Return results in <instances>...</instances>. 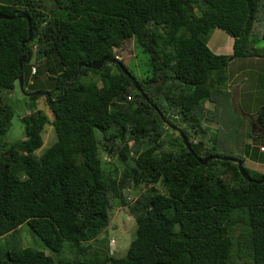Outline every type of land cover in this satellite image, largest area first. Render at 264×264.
<instances>
[{"label": "trees", "instance_id": "obj_1", "mask_svg": "<svg viewBox=\"0 0 264 264\" xmlns=\"http://www.w3.org/2000/svg\"><path fill=\"white\" fill-rule=\"evenodd\" d=\"M260 12L264 0H0L12 17L0 19V135L19 77L25 93L48 94H22L23 136L0 144V264H264V173L228 157L247 180L233 162L195 158L220 156L202 124L220 74L264 59L250 39ZM216 31L229 55L209 49ZM255 36L264 41V21ZM128 39L147 62L141 80L117 55ZM250 117L260 132L246 125L242 137L253 145L264 103ZM118 207L134 222L120 256L98 238ZM22 225L48 254L21 245Z\"/></svg>", "mask_w": 264, "mask_h": 264}, {"label": "rangeland", "instance_id": "obj_2", "mask_svg": "<svg viewBox=\"0 0 264 264\" xmlns=\"http://www.w3.org/2000/svg\"><path fill=\"white\" fill-rule=\"evenodd\" d=\"M259 15L261 16V20L255 22V24L259 25L258 30L255 32L258 36L261 32L264 21L263 13L260 12ZM217 32L218 31L213 34V38L216 36ZM255 34L250 38L253 47L258 49L264 48V41H260ZM221 37L222 33L219 32L214 38V44L221 41V45L218 44L220 47L219 49L227 50L230 44H226L225 42L227 39L224 37L223 41ZM117 52H119L117 53L118 57H123L124 63L127 67L131 68V73L141 80L144 77L143 72L147 69V62L145 57L139 53L138 49H134L133 41L131 39L126 40L123 47L120 50H117ZM220 53L222 52L220 51ZM132 55L133 58H131ZM111 68L114 70L113 67ZM86 77L94 78V75L88 73ZM213 77L214 74L210 76L208 83ZM83 78L84 77H82V79ZM221 78H225L226 82ZM218 81L220 83L212 89L215 101L212 102L211 108L209 105H205L210 108V116L208 117L207 113L202 120V124L205 127H208L205 129L206 135H204L203 138L205 141H207V139H209V141H214V152L220 154V156L238 157L244 160L242 154L244 150H246L247 155L257 151L258 145H254V143L257 142V139L262 145H264V135L254 137L255 139L253 138L254 140H252L254 142L253 145H249L246 140L247 138L242 137V132H244L246 125L248 126V121H251V125H254V118H248L256 113L261 104L264 103V59H236L234 62L232 61L231 63H228L224 72L220 74ZM8 101L12 108L13 116L6 133L0 135V144L17 141L23 136V126L19 118L24 116L30 108L26 105L27 98L22 95L17 86L14 88ZM34 105L37 110L48 115V117H51L48 109H46L43 97L36 99ZM211 116L213 119L210 118ZM217 123L219 126H217ZM201 127L202 129L204 128L202 125ZM258 130V126H255L252 132H260ZM170 133L171 132H168V134ZM169 136L175 138L176 132L173 131ZM42 139L43 149L54 139L50 128H48V131L43 135ZM168 140V137L164 138L165 142ZM173 144L176 147V143ZM106 161L111 165L114 164V162H110L108 158ZM246 169L251 170V168ZM253 171L255 172V170ZM158 188L160 189V187ZM129 193L126 191V194ZM120 208L121 207L112 209L110 224L106 228L105 235L100 234L98 236V238H104L106 240L103 242L104 245L109 247L110 253L116 256L124 254L128 240L130 241L134 236L133 219L124 208L122 209L125 211H121ZM122 216H124V218ZM18 235L22 246L27 245L35 250L43 251L48 254L47 250L38 239L35 237L32 238L28 235V230L25 225L20 227ZM118 241L121 246L116 247ZM238 260L239 264H250V262L248 263L244 258Z\"/></svg>", "mask_w": 264, "mask_h": 264}, {"label": "water", "instance_id": "obj_3", "mask_svg": "<svg viewBox=\"0 0 264 264\" xmlns=\"http://www.w3.org/2000/svg\"><path fill=\"white\" fill-rule=\"evenodd\" d=\"M25 16H23V18H24ZM12 17H6V16H3V15H0V19H11ZM30 39V31L28 30V39L27 40H29ZM23 60V58H21L19 61H18V65H19V67H20V63H21V61ZM102 62H103V60H101V61H99L97 64H95V65H90V66H88L89 68H92V69H94V70H96V69H98V68H100L101 67V65H102ZM112 63H114V64H116L119 68H121V65H119L116 61H112ZM122 70V69H121ZM122 72H123V74H125L126 76H129V74L125 71V70H122ZM131 81V80H130ZM18 88H19V90H20V92L24 95V96H29V95H44V96H48V94L47 93H45V92H35V93H31V94H27V93H25L24 91H23V89H22V86H21V78L19 77L18 78ZM50 104H51V102H49ZM166 123V122H165ZM258 120L256 119L255 120V124L254 125H250V131L252 132L253 131V128L255 127V126H258ZM167 125H168V123H167ZM169 128L170 129H172V130H174V131H176L180 136H181V132L179 131V129L178 128H175V127H173V126H171V125H169ZM258 131H260V128L258 127ZM182 138V142H183V144L186 146V148H189L188 147V144H187V142H186V140L183 138V137H181ZM196 158V160L198 161V163L200 164V165H205L208 161H210V160H215V159H217V160H224V161H230V162H233V163H235L236 165H237V168H238V172H239V174L243 177V178H245V179H247L248 180V177H247V175H246V173H245V171H244V169H243V167H242V165H241V161L240 160H238V159H234V158H228V157H222V156H217V155H211V156H209V157H207V158H205V159H203V160H200V159H198L197 157H195Z\"/></svg>", "mask_w": 264, "mask_h": 264}, {"label": "crops", "instance_id": "obj_4", "mask_svg": "<svg viewBox=\"0 0 264 264\" xmlns=\"http://www.w3.org/2000/svg\"><path fill=\"white\" fill-rule=\"evenodd\" d=\"M215 34V33H214ZM219 34V32H217L216 33V36ZM215 36V37H216ZM214 37V38H215ZM224 37L227 39L226 40V44H231V41H230V39L227 37V36H225V35H223L222 34V37H221V39L224 41ZM213 37H212V39H209V41H208V43H207V45H208V47H209V49L213 52V53H215V54H223V55H229L230 54V52H231V50H230V45H229V47H228V49L227 50H220L219 48V45H221L220 44V42H218V43H216V44H214V39ZM228 40H229V42H228ZM219 44V45H218ZM223 49H225V48H223ZM220 51L222 52V53H220ZM247 140V139H246ZM248 141V140H247ZM257 142L256 143H254V145H258V147L259 146H264V145H262V143H260V141H258V139L256 140ZM250 142V141H249ZM248 142V143H249ZM260 154H263V153H254V156H253V153L249 156V157H245V159H244V162H243V164H244V167L245 168H251V170H255V171H257V172H259V173H264V160L262 159L263 157H261L262 155H260ZM254 157V158H253ZM121 211H125L124 209H121ZM123 218H124V216H122ZM119 247V246H121V244H120V242L118 241L117 243H116V247ZM127 246V245H126ZM118 249V248H117ZM125 250H126V248H125Z\"/></svg>", "mask_w": 264, "mask_h": 264}, {"label": "built area", "instance_id": "obj_5", "mask_svg": "<svg viewBox=\"0 0 264 264\" xmlns=\"http://www.w3.org/2000/svg\"><path fill=\"white\" fill-rule=\"evenodd\" d=\"M258 152L264 153V146H259L258 147Z\"/></svg>", "mask_w": 264, "mask_h": 264}, {"label": "flooded vegetation", "instance_id": "obj_6", "mask_svg": "<svg viewBox=\"0 0 264 264\" xmlns=\"http://www.w3.org/2000/svg\"><path fill=\"white\" fill-rule=\"evenodd\" d=\"M255 120H256V119L253 120V121H254V124H255ZM248 125H251V121H248Z\"/></svg>", "mask_w": 264, "mask_h": 264}, {"label": "clouds", "instance_id": "obj_7", "mask_svg": "<svg viewBox=\"0 0 264 264\" xmlns=\"http://www.w3.org/2000/svg\"><path fill=\"white\" fill-rule=\"evenodd\" d=\"M248 119H251V117H249Z\"/></svg>", "mask_w": 264, "mask_h": 264}]
</instances>
